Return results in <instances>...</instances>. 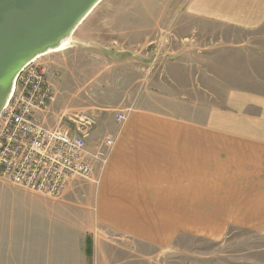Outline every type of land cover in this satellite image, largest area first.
I'll list each match as a JSON object with an SVG mask.
<instances>
[{
    "label": "crops",
    "instance_id": "obj_1",
    "mask_svg": "<svg viewBox=\"0 0 264 264\" xmlns=\"http://www.w3.org/2000/svg\"><path fill=\"white\" fill-rule=\"evenodd\" d=\"M187 7L198 30L216 34L189 50L212 51L205 72L188 69L193 84L185 88L156 77L119 100L131 108L109 127L116 140L96 183L55 200L22 192L58 207L55 214L71 224H54V210L44 208L30 230L16 231L0 207V264H143L183 236H264V0H191ZM230 26L238 29L236 45L225 32ZM95 137L94 130L91 150Z\"/></svg>",
    "mask_w": 264,
    "mask_h": 264
},
{
    "label": "rangeland",
    "instance_id": "obj_2",
    "mask_svg": "<svg viewBox=\"0 0 264 264\" xmlns=\"http://www.w3.org/2000/svg\"><path fill=\"white\" fill-rule=\"evenodd\" d=\"M190 1L103 0L73 34L72 41L77 43L39 59L48 71L55 68L51 72L57 71L59 75L44 125H55L62 111L91 110L98 119L96 142L108 136L109 127L120 111L131 108L119 100L135 96L139 88L142 93L149 80L159 77L168 88L174 81L181 88L193 84L188 69L194 67L197 72H205L204 60L211 58L212 51L199 50L201 54L190 55V47H204L216 34L198 30L197 24L186 18ZM237 30L231 26L225 30L230 44L238 42ZM173 64H182L185 71L170 67ZM174 76L180 77L182 83ZM183 94L185 98L187 92ZM88 182L74 179L65 190L81 191ZM22 192L29 191L0 180V207L15 218L16 231L30 230L39 216H45L44 208L54 210V224L61 219L71 224L63 212L55 214L58 207ZM68 208L64 206L61 210L77 218L78 211ZM146 262L143 264H264V236L232 230L220 245L183 236Z\"/></svg>",
    "mask_w": 264,
    "mask_h": 264
},
{
    "label": "built area",
    "instance_id": "obj_3",
    "mask_svg": "<svg viewBox=\"0 0 264 264\" xmlns=\"http://www.w3.org/2000/svg\"><path fill=\"white\" fill-rule=\"evenodd\" d=\"M40 58L19 73L0 114V180L55 200L74 179L97 182L116 137L105 136L93 150L88 148L97 126L91 110L62 111L55 125H44L59 75L54 72L48 79ZM127 112L120 111L115 122L122 124Z\"/></svg>",
    "mask_w": 264,
    "mask_h": 264
},
{
    "label": "water",
    "instance_id": "obj_4",
    "mask_svg": "<svg viewBox=\"0 0 264 264\" xmlns=\"http://www.w3.org/2000/svg\"><path fill=\"white\" fill-rule=\"evenodd\" d=\"M102 1L0 0V114L22 69L72 37Z\"/></svg>",
    "mask_w": 264,
    "mask_h": 264
},
{
    "label": "bare ground",
    "instance_id": "obj_5",
    "mask_svg": "<svg viewBox=\"0 0 264 264\" xmlns=\"http://www.w3.org/2000/svg\"><path fill=\"white\" fill-rule=\"evenodd\" d=\"M71 39H72V37L68 38L59 48L54 49L53 51L47 53L46 55L52 54V53H56V52H58V51H60L62 49L69 48V46L71 44ZM43 56H45V55H43Z\"/></svg>",
    "mask_w": 264,
    "mask_h": 264
},
{
    "label": "trees",
    "instance_id": "obj_6",
    "mask_svg": "<svg viewBox=\"0 0 264 264\" xmlns=\"http://www.w3.org/2000/svg\"><path fill=\"white\" fill-rule=\"evenodd\" d=\"M228 237V236H227ZM226 237V238H227ZM198 239H201V240H204V241H207V242H210L211 244H214V245H220V244H222L224 241H225V239H224V241H222V242H215V241H211V240H208V239H203V238H199L198 237ZM89 251V250H88Z\"/></svg>",
    "mask_w": 264,
    "mask_h": 264
}]
</instances>
